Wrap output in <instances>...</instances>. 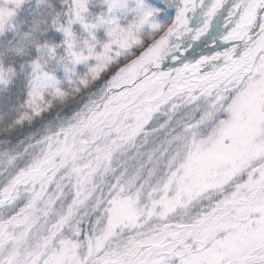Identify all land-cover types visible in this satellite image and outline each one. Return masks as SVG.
<instances>
[{"label":"snow or ice","instance_id":"snow-or-ice-1","mask_svg":"<svg viewBox=\"0 0 264 264\" xmlns=\"http://www.w3.org/2000/svg\"><path fill=\"white\" fill-rule=\"evenodd\" d=\"M0 264H264V0H0Z\"/></svg>","mask_w":264,"mask_h":264}]
</instances>
